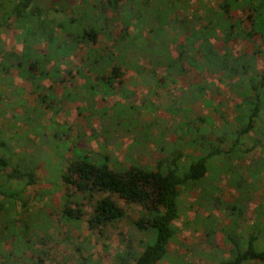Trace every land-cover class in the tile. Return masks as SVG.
<instances>
[{
	"label": "trees",
	"instance_id": "1",
	"mask_svg": "<svg viewBox=\"0 0 264 264\" xmlns=\"http://www.w3.org/2000/svg\"><path fill=\"white\" fill-rule=\"evenodd\" d=\"M58 1L68 7L73 0ZM103 1H100L98 15L91 12L89 5V12L83 13L78 8V16H65L71 22L76 21V27L73 23L67 25V19H64L56 23L60 26L58 32L53 29V20L45 17V12L42 14L43 7L34 3L37 0H14L9 4L4 15L6 19L12 18L21 30L22 48L0 57V85L4 86L5 97L8 95L0 100V117L3 122H14L17 112L7 119L5 108L25 106L27 113L23 122L29 123L24 125L25 129H34V112L38 107L43 108L45 119L52 118L46 106L30 104L18 96L25 89L14 82L13 69L18 70L20 77H29L34 89H39L43 80L59 84L66 80L62 65L70 63V56L82 49L85 52L75 71L83 81H72L73 67L66 69L70 75L69 86H63L61 90L63 97L72 102L97 94L103 98L113 95L114 73L118 74L120 66L134 70L143 83L155 88L167 87L180 76L185 87L180 91L184 94V89H189L193 96H200L203 106L216 114L223 113L218 94L226 90V93L236 95L237 100L226 96V102L231 99L229 110L232 114L230 118L222 116L218 125L210 112L196 115L189 104L181 106L176 100L167 105L166 110L179 117L171 126L184 138L181 142L167 144L161 133L152 134L149 123L140 118L142 109L149 105L124 102L133 92L119 88L117 96L120 99L99 108L97 118L101 137L108 141L110 137L106 131L111 129L132 133L136 145L141 139L153 143L160 153L153 169L136 164L123 167L109 150L112 159H103L105 162L101 163L89 161L82 151H78L83 136L79 131L76 133L73 146L77 150V159L69 160L64 168H60L59 176L68 189L72 187L68 193L70 198L75 193L80 195L69 198L71 207L77 212L72 214L74 210L66 208L63 215L74 218L79 224L86 213L84 203L78 198L90 196L91 192L99 193L86 216L87 239L93 231L102 233L107 227H116L124 216L112 193L139 204L144 212L133 225L145 237L140 235L133 240L131 236H125L122 249L116 253L115 264H156L170 256L169 245L178 231L174 221L178 216L181 192L202 185L218 173L217 161L222 162L232 176V186L238 194L237 202H223L220 206L227 218V226L238 223L253 200L255 190L261 186L257 181L264 174V0H217L214 8L207 7L204 14L195 10L190 18L181 22L175 18V12L181 2L188 11V0H155L147 6L142 4L143 0H127L123 4L120 0ZM232 13L234 17L230 16ZM133 22L139 27H131ZM170 28L180 36L175 48L168 40ZM139 29L146 30L145 38L137 33ZM114 30L118 34L114 38L116 41L109 48L99 46V37H114ZM212 37L220 38L221 48L215 46ZM238 37H246L253 44L249 43L247 50L236 54L231 44ZM41 43H45L44 51L36 49ZM181 102L185 103L184 99ZM55 124L56 127L61 125L57 121ZM49 126L54 129L52 122ZM63 127L67 134L68 125L63 124ZM188 147L195 154L181 166ZM27 149L12 148L0 137V264H40L41 257L46 255L43 246L46 236L32 229L35 224L24 223L25 209L31 203L27 187L35 181L38 169L36 162L30 159L32 152ZM247 152L251 154L250 161L246 165L238 164ZM257 152L260 156H254ZM63 153L60 163L64 162ZM242 166L246 175L239 172ZM254 210L259 216L263 214L264 199ZM212 233L209 228L207 235ZM225 238L230 243V251L227 257L218 260V264H264V224L240 232L230 230ZM74 246L75 251L82 247L79 242ZM82 262L93 264L90 256H84Z\"/></svg>",
	"mask_w": 264,
	"mask_h": 264
},
{
	"label": "rangeland",
	"instance_id": "2",
	"mask_svg": "<svg viewBox=\"0 0 264 264\" xmlns=\"http://www.w3.org/2000/svg\"><path fill=\"white\" fill-rule=\"evenodd\" d=\"M13 1L0 0V44L2 45L0 47V57L4 56L6 52H14V50L18 51L22 48L19 40L21 30L15 25L12 18L6 19L4 15V11ZM37 1L34 2L37 4L35 5L43 7L42 14L45 12V17L53 20L52 26L56 32L60 29V26L56 23L66 20L65 16H78L82 10L83 13L89 12V5L91 6V12L98 15L99 4L104 3L103 0H73L70 6L63 7L58 0ZM126 1L120 0V3L123 4ZM132 1L136 2L138 0ZM154 1L143 0L142 4L147 6ZM188 4V11H185L183 3H179V7L175 12V18L179 22L184 18H190L191 13L195 10L204 14L207 7L212 6L214 8L216 6L217 0H188ZM48 6L49 8L44 10ZM58 7H61L64 11L62 9L56 10ZM78 8H81V10L78 11ZM230 16L234 17L235 14L232 13ZM72 23L76 27V21L71 22L67 19V25H72ZM131 27L139 26L133 22ZM145 31V29H139L137 33L141 34L142 38H145V33H147ZM114 33V37L100 36L97 42L98 45L109 48L116 41L114 38L118 34L116 35L115 30ZM168 40L171 47L175 48L176 43L178 44V41H180L177 31H173L170 28ZM212 42L217 48H221L223 45L220 38L212 37ZM256 42H259V39ZM249 43L253 44L246 37H238L237 40L232 42L231 48L236 54H239L248 49L247 45ZM36 49L44 51L45 43L38 44ZM84 52L85 49L79 50L78 53L70 56V63L62 65L65 70L62 73L66 78L65 81L57 84L43 80L39 89H34L29 77H20L18 70L13 69L14 82L25 89V92H21L22 94L18 96L28 100L30 104L36 103L46 106V110L49 112L48 115H52V118L45 119L43 108L38 107L34 112V129H25L24 125L29 124L23 122V117L27 113L25 106L5 108L7 119H10L13 112H17V118L14 122H3V117H0V137L5 142H8L10 147L17 150L27 147V150L32 152L30 159L38 165V169L35 171V181L31 182L27 187V195L31 199V203L25 209L24 223L35 224L32 229L40 235L44 234L46 236L47 241L43 244L46 255L44 253V256L41 257L42 262L40 264H85L82 262L84 256H90L93 264H115L117 262L116 253L122 249L125 236H131L133 240L140 235L144 236L143 232L136 229L133 225V222L144 212L141 206L135 202L126 201L114 193L111 196L124 214L116 227H107L102 233L93 231L86 239L88 229L85 220L86 216L91 212L92 204L100 196L97 192H91L90 196L86 195L78 198L84 203L86 213L79 224L75 222L74 218H67L63 215L66 208H72L74 210L72 214L77 212L76 208L71 207L73 204L70 203V196H68V193L72 191V187L68 189L59 174L60 168H64L69 160L77 159V150L73 144L76 141V133L78 134V131L83 136V143L79 144L82 147L78 151H82L87 157L86 159L92 162L97 160V162L101 163L105 162V159L106 161L112 159L107 152L109 150L116 156L123 167L136 164V166L153 169L156 163L155 158L160 156L155 145L149 141L141 139L137 145L134 144L132 133L114 132L109 129L106 132L110 139L106 141L101 137L97 118L99 108L110 104L112 100H119L120 98L117 96L119 88H127L133 92L124 102L128 101L129 103H137L142 106L144 104L149 105L142 109L140 118L149 123V130L152 134L161 133L163 135L162 140L167 144L181 142L184 139L182 134L174 126H171V123L175 122L179 117L174 113L168 112L166 110L167 105L172 104L176 100L177 102L180 101L181 106L189 104L196 115L210 112L208 111L210 110L209 108L206 109L203 106L200 96H193L189 89H184V94L180 91L181 88H185L182 86V77L178 76L177 82H171L167 87L155 88L151 85L147 86L140 80L139 74L137 75L134 70L126 69L124 66L119 67L118 74L114 73L116 79H114L115 89L113 95L103 98L101 94H97L76 102L69 101V98L63 97L61 91L64 89L63 86H69L70 75H68L66 69L73 67L72 70L74 71L71 72L72 81H83L75 69L79 68L80 59ZM218 95V100L223 103L220 109L223 113L220 115L210 112L217 125L221 123L223 117L230 118V114H232V111L229 110L232 105L231 99L226 102V96L229 95L234 100L238 99L236 95L226 93V90ZM5 96L4 86L0 85V100L3 101L8 98V95L7 97ZM183 99L185 103L181 102ZM77 106L78 108L84 107V109L80 110ZM40 116L41 120L39 121ZM54 119L59 124L61 123L59 127H56ZM51 122L54 129L49 126ZM63 124L68 125L67 134ZM53 130L57 132L53 133ZM193 152L195 151L189 147L185 150V157L181 160V166L185 164L191 154H195ZM62 153L64 162L60 163L59 160H61L60 155ZM196 153L198 154L200 151H196ZM254 156H260V153H254ZM250 159L251 154L247 152L241 157V160H238V164L246 165ZM217 163L218 173H214L202 185L181 192L178 200V216L174 221L178 231L169 245L170 256L156 264H218L219 259L227 257L229 254L230 243L226 240L225 235L230 230L240 232L264 224V212L259 216L254 210L255 205L264 199H261V197H264V174L262 173V176L257 181L261 186L255 190L254 198L249 203L244 214L239 218L236 225L227 226V218L224 216L220 206L223 202H237L238 194L232 186L233 178L226 172L224 164L220 161H217ZM235 164H237V160ZM239 172L246 175L243 166L240 167ZM248 178L250 179V177ZM76 195L80 194L75 193L74 196L72 195L73 198ZM72 196L70 199H72ZM45 223H47L46 227ZM209 228L213 230L212 235H207ZM75 242H79L82 245L79 251L74 249ZM244 264L256 263L245 262Z\"/></svg>",
	"mask_w": 264,
	"mask_h": 264
}]
</instances>
